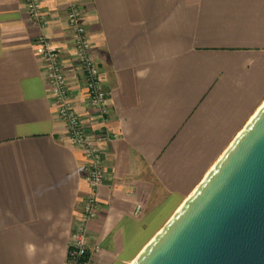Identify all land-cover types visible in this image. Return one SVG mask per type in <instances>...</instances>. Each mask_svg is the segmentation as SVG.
<instances>
[{"label": "crops", "instance_id": "crops-1", "mask_svg": "<svg viewBox=\"0 0 264 264\" xmlns=\"http://www.w3.org/2000/svg\"><path fill=\"white\" fill-rule=\"evenodd\" d=\"M0 0V264H67L89 192L83 153L50 97L35 40L64 56L77 111L101 144L105 177L85 264H129L194 190L264 101V0ZM81 7L109 98L88 109L67 31ZM138 205L140 210L137 211Z\"/></svg>", "mask_w": 264, "mask_h": 264}, {"label": "water", "instance_id": "water-1", "mask_svg": "<svg viewBox=\"0 0 264 264\" xmlns=\"http://www.w3.org/2000/svg\"><path fill=\"white\" fill-rule=\"evenodd\" d=\"M129 264H264V104Z\"/></svg>", "mask_w": 264, "mask_h": 264}, {"label": "built area", "instance_id": "built-area-1", "mask_svg": "<svg viewBox=\"0 0 264 264\" xmlns=\"http://www.w3.org/2000/svg\"><path fill=\"white\" fill-rule=\"evenodd\" d=\"M28 17L41 28H45L48 19L42 13L41 0H24ZM67 31L73 44V60L76 72L82 77L88 109L95 112L94 117L105 122L110 112L108 93L102 85L101 67L91 50L88 30L82 21L81 7L75 3L67 6ZM36 54L45 68L47 89L57 104L60 120L66 125L69 142L83 153L86 161L85 180L89 192L82 200L79 216L70 232V241L66 252L67 264H85L87 260L86 237L88 224L97 216L98 188L105 177L101 144L109 141L112 134L103 126L97 131L87 122V117L77 111L73 103L70 86L64 69V56L43 34L35 40ZM140 210L138 205L137 211Z\"/></svg>", "mask_w": 264, "mask_h": 264}, {"label": "bare ground", "instance_id": "bare-ground-1", "mask_svg": "<svg viewBox=\"0 0 264 264\" xmlns=\"http://www.w3.org/2000/svg\"><path fill=\"white\" fill-rule=\"evenodd\" d=\"M262 104H264V101H262L261 104L257 107V109H256V110L254 111V113L252 114L251 118L254 116V114L257 112V110L261 107ZM251 118H250L249 120H251ZM249 120L247 121V123L249 122ZM247 123H246V124H247ZM240 131H241V130H240ZM190 194H191V193H190ZM184 200H186V198H185ZM179 206H180V205H179ZM178 208H179V207H178ZM178 208H177V209H178ZM177 209H176V210H177ZM131 261H132V260H131ZM131 261H130L129 263H131Z\"/></svg>", "mask_w": 264, "mask_h": 264}]
</instances>
